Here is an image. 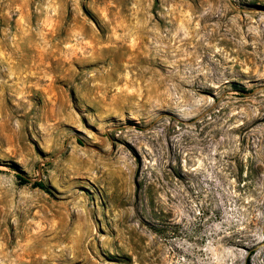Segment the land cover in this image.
I'll return each mask as SVG.
<instances>
[{"label": "rangeland", "instance_id": "obj_1", "mask_svg": "<svg viewBox=\"0 0 264 264\" xmlns=\"http://www.w3.org/2000/svg\"><path fill=\"white\" fill-rule=\"evenodd\" d=\"M0 264H264V0H0Z\"/></svg>", "mask_w": 264, "mask_h": 264}, {"label": "trees", "instance_id": "obj_2", "mask_svg": "<svg viewBox=\"0 0 264 264\" xmlns=\"http://www.w3.org/2000/svg\"><path fill=\"white\" fill-rule=\"evenodd\" d=\"M14 168L16 170H18L17 167H14ZM16 175H17L18 179L22 183L30 182V179L23 172L17 171ZM34 185L42 188L43 190H45L46 192H48L50 194H53V191H52L51 187H49L48 185H46L42 180H35L34 181Z\"/></svg>", "mask_w": 264, "mask_h": 264}]
</instances>
